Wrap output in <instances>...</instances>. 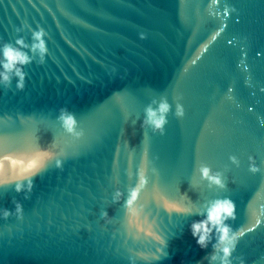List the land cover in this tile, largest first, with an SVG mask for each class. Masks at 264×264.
<instances>
[{"label": "water", "instance_id": "water-1", "mask_svg": "<svg viewBox=\"0 0 264 264\" xmlns=\"http://www.w3.org/2000/svg\"><path fill=\"white\" fill-rule=\"evenodd\" d=\"M240 257L264 264V0H0V264Z\"/></svg>", "mask_w": 264, "mask_h": 264}, {"label": "clouds", "instance_id": "clouds-1", "mask_svg": "<svg viewBox=\"0 0 264 264\" xmlns=\"http://www.w3.org/2000/svg\"><path fill=\"white\" fill-rule=\"evenodd\" d=\"M17 43H22V41H17ZM6 51L8 52V54H11V50L10 49H6ZM41 51L43 53V45H41ZM19 88H23L22 84H18ZM166 110V106L164 108H162V111ZM161 123H163V121H161ZM253 172L258 171L257 168H251L250 169ZM207 174V173H205ZM219 183V182H218ZM121 195L120 193H117V196ZM118 202V201H114ZM177 211H179V209H176ZM220 213L224 214V220L221 221L222 223V227L219 228V231L222 233V236L220 237L221 241L224 239V237L227 236L228 232L231 230V227L226 223L227 220L229 219H234L235 218V205L232 201H225L223 204L219 205L216 210L215 213L213 215H211L210 220L211 221H220L221 217H220ZM107 216V214L105 213V217ZM205 221H201L198 224L194 225V228L197 229V226L199 225H204ZM239 231V230H238ZM243 231H240V235L243 236ZM193 237L196 239L197 245H199L202 249L207 247V242L201 238L197 231H193ZM210 242V241H209ZM215 244H213V249H215ZM235 247V245L233 246ZM223 252L225 254V256L229 255V249L228 248H224ZM213 260H215V256L212 257ZM224 264H231L230 261H225ZM237 264H245L244 259L242 257L237 258Z\"/></svg>", "mask_w": 264, "mask_h": 264}]
</instances>
